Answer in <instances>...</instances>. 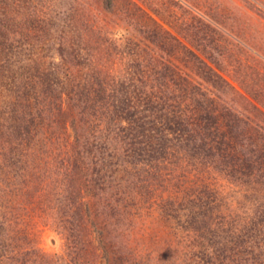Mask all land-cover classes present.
Instances as JSON below:
<instances>
[{
    "label": "trees",
    "instance_id": "trees-1",
    "mask_svg": "<svg viewBox=\"0 0 264 264\" xmlns=\"http://www.w3.org/2000/svg\"><path fill=\"white\" fill-rule=\"evenodd\" d=\"M15 5V0H0V137L7 147L1 158L12 174L25 173L20 188H15H31L33 175L34 179L39 176L36 168H42L34 160L44 159L41 154L47 156L44 162L48 157L55 163L59 158L65 161L59 166H65L64 175L42 182L39 191L53 194L49 200L65 209L66 220L72 224L69 229L77 231L80 225H88L86 209L90 210L93 193L89 187L114 188L137 205L139 194L151 193L153 199L157 188L165 189L162 183H166L169 164L180 170L187 166L199 172L217 170L219 177L213 176L212 182L194 180L193 187L180 189L182 195L176 199L165 189L168 197L159 203L161 214L189 224L202 244L216 243L210 258L217 264H264V111L178 39L176 44L162 43L174 61L130 62L138 51L125 47L122 55L127 60L120 63L124 72L115 74L107 41L98 38L92 49L84 33L80 42L69 43V51L60 48L62 61L48 64L41 51L31 48L37 40L32 33L44 30L41 22L45 20H31L27 15V21L20 20L21 10ZM157 36V30H152L151 38ZM205 83L218 89L226 85L239 96L237 100L244 101L243 108L224 102L218 91H204ZM47 102L54 106L47 107ZM61 111L72 116L73 124L86 128V133L76 130L74 143L68 140L67 121L55 118ZM252 112L262 115L260 121ZM221 176L240 190L223 196L214 183ZM6 182L13 186L10 177ZM178 185L173 183L172 189H179ZM83 190L86 201L80 198ZM241 190L244 200L239 208L245 215L239 221L222 215L215 228L209 226L216 207L226 204V199L234 201ZM234 221L237 226L231 224ZM3 230L0 224L1 257L10 247Z\"/></svg>",
    "mask_w": 264,
    "mask_h": 264
},
{
    "label": "rangeland",
    "instance_id": "rangeland-1",
    "mask_svg": "<svg viewBox=\"0 0 264 264\" xmlns=\"http://www.w3.org/2000/svg\"><path fill=\"white\" fill-rule=\"evenodd\" d=\"M15 2V7L21 10L20 20L27 21L24 15L30 19L32 17L45 20L44 23L41 22V25L45 26L44 30L32 33L37 40H34L30 47L41 51L48 64L55 65L62 61L60 48L66 47L69 51V43L73 40L80 42L84 33L87 34L85 42L91 45L92 49L96 46L98 38L102 37V40L107 41L105 44L111 52L108 57L115 63V74L124 72L120 63L127 60V57L122 55L125 47L138 51L134 56L136 58L130 59V62L136 59L141 62L151 59L174 61L173 56L167 55L162 43L176 44L175 39H178L264 111V0ZM23 6H26L27 11ZM70 15L74 17L72 20ZM39 24L40 22L35 23ZM152 30L158 32L155 39L151 38ZM96 57L94 56V59ZM123 57L124 60H121ZM187 72L195 74L193 69H187ZM203 90L218 91L223 101L232 104L235 109H242L245 104L244 101L237 100L239 96L231 93L229 87L224 84H220L218 89L210 83H205ZM39 93L42 94L43 91L40 89ZM47 96L43 98L53 102ZM65 97L64 103L62 101L63 109H66ZM46 105L54 106L48 102ZM5 107L7 106L4 105ZM76 110L78 109L72 112L77 113ZM251 114L257 121L262 118L257 112ZM54 115L55 118L67 121L69 143H74L76 130L86 133L82 124L71 122L72 116L63 112ZM58 129L60 131L61 127ZM6 149L0 137V224L4 229V239L10 243L7 253L0 256V264H217L214 258H210L215 253L216 243L202 244L200 235L190 231L189 224L184 225L183 221L163 217L159 204L168 197L167 192H163L165 189H170L169 195L176 199L182 195L183 189L192 186L194 180L198 184L212 182L213 176L219 177L217 170L199 172L188 166L180 170L177 165L169 164L166 183H162L165 184V189H161L158 183L157 187L160 188L153 194V199L150 198L151 193L139 194L137 205L132 202L133 199H124L126 194H118L114 188L89 187L93 193L91 200H88L91 202L90 210L86 209L89 213L88 225L81 226L77 218L75 222L80 226L76 231L69 229L72 224L66 220L69 216H66L65 209H59L55 201L49 200L53 194H49V190H46L47 193L39 191L42 182L50 183V180L55 181L58 174L64 175L65 166H59L66 162H61L60 158L57 159L58 163L50 161L53 157H48L44 162L47 156L41 154L44 159L34 160L36 164H40V168L42 167L41 170L36 168V175L39 176L34 179L35 174L33 175L31 188L18 190L15 187L20 188L25 173L21 170L19 175L12 174L8 162L4 163L1 158ZM186 173L187 176L184 177ZM13 175L17 178H11ZM8 177L13 186H8ZM173 183L179 184V189H172ZM214 183L216 188H221L223 196L230 195L234 189L240 190V186L222 176L214 179ZM108 185L111 186L110 182ZM86 193L87 191H82V200H85ZM238 193L234 201L226 199V204L216 207L215 213L212 214L214 221H210L209 226L211 223V227L215 228L222 215L237 221L245 215L239 208L244 200L243 190ZM41 194L44 196L40 200ZM236 222L231 224L235 223L234 226H237Z\"/></svg>",
    "mask_w": 264,
    "mask_h": 264
}]
</instances>
